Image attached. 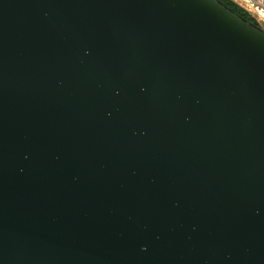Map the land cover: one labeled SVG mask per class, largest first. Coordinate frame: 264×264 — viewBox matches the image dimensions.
I'll list each match as a JSON object with an SVG mask.
<instances>
[{
  "label": "water",
  "instance_id": "obj_1",
  "mask_svg": "<svg viewBox=\"0 0 264 264\" xmlns=\"http://www.w3.org/2000/svg\"><path fill=\"white\" fill-rule=\"evenodd\" d=\"M0 264H264V30L0 0Z\"/></svg>",
  "mask_w": 264,
  "mask_h": 264
},
{
  "label": "built area",
  "instance_id": "obj_2",
  "mask_svg": "<svg viewBox=\"0 0 264 264\" xmlns=\"http://www.w3.org/2000/svg\"><path fill=\"white\" fill-rule=\"evenodd\" d=\"M237 8L249 15L264 30V0H229Z\"/></svg>",
  "mask_w": 264,
  "mask_h": 264
},
{
  "label": "trees",
  "instance_id": "obj_3",
  "mask_svg": "<svg viewBox=\"0 0 264 264\" xmlns=\"http://www.w3.org/2000/svg\"><path fill=\"white\" fill-rule=\"evenodd\" d=\"M222 2H224L228 7L231 8V10L235 13H238L239 15H241L242 17H244L246 20L253 22L254 24L255 21L249 16L247 15L244 11H242L241 9L237 8L235 5H233L229 0H221Z\"/></svg>",
  "mask_w": 264,
  "mask_h": 264
}]
</instances>
